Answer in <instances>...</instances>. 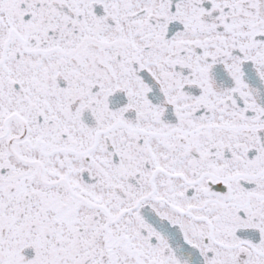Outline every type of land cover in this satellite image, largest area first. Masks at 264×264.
<instances>
[{"label":"snow or ice","instance_id":"1","mask_svg":"<svg viewBox=\"0 0 264 264\" xmlns=\"http://www.w3.org/2000/svg\"><path fill=\"white\" fill-rule=\"evenodd\" d=\"M0 264H264V0H0Z\"/></svg>","mask_w":264,"mask_h":264}]
</instances>
